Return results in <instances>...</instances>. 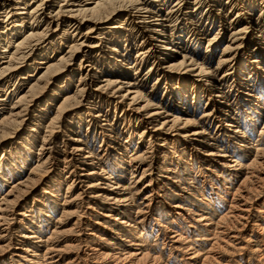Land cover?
I'll use <instances>...</instances> for the list:
<instances>
[{
	"label": "bare ground",
	"instance_id": "1",
	"mask_svg": "<svg viewBox=\"0 0 264 264\" xmlns=\"http://www.w3.org/2000/svg\"><path fill=\"white\" fill-rule=\"evenodd\" d=\"M0 264H264V0H0Z\"/></svg>",
	"mask_w": 264,
	"mask_h": 264
},
{
	"label": "rangeland",
	"instance_id": "2",
	"mask_svg": "<svg viewBox=\"0 0 264 264\" xmlns=\"http://www.w3.org/2000/svg\"><path fill=\"white\" fill-rule=\"evenodd\" d=\"M238 26H240V24H238ZM167 61H169L168 59L167 60H164L163 62H164V65H165V63H167ZM38 62H40V61H38ZM147 72V68H144V73H146ZM199 187H202V185L200 184V186ZM10 255H8V257H9Z\"/></svg>",
	"mask_w": 264,
	"mask_h": 264
}]
</instances>
